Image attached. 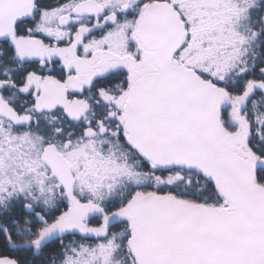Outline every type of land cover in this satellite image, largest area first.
<instances>
[{
    "label": "snow or ice",
    "instance_id": "obj_1",
    "mask_svg": "<svg viewBox=\"0 0 264 264\" xmlns=\"http://www.w3.org/2000/svg\"><path fill=\"white\" fill-rule=\"evenodd\" d=\"M0 264H264V0H0Z\"/></svg>",
    "mask_w": 264,
    "mask_h": 264
}]
</instances>
